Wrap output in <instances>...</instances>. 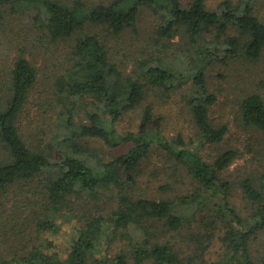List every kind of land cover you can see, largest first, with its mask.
<instances>
[{
	"label": "trees",
	"instance_id": "1",
	"mask_svg": "<svg viewBox=\"0 0 264 264\" xmlns=\"http://www.w3.org/2000/svg\"><path fill=\"white\" fill-rule=\"evenodd\" d=\"M209 1L0 0V264H264L250 248L264 233V172L241 179V213L224 177L237 152L220 151L211 163L201 157L227 133L210 117L217 96L209 71L262 61L264 0H222L210 8ZM143 9L154 17L151 47L125 72L108 39L134 30ZM60 44L68 64L46 83L31 56ZM39 83H50V99L38 103ZM178 90L195 130L188 143L166 138L164 119L145 102L150 93ZM29 104L36 108L25 124ZM236 106L242 127L264 133L260 93L244 94ZM136 109V129L118 131ZM85 140L129 147L106 160ZM154 148L198 191L143 194L134 173ZM203 210L210 213L205 219L198 217ZM184 228L193 245L181 251L173 234ZM215 237L222 251L208 262Z\"/></svg>",
	"mask_w": 264,
	"mask_h": 264
},
{
	"label": "rangeland",
	"instance_id": "2",
	"mask_svg": "<svg viewBox=\"0 0 264 264\" xmlns=\"http://www.w3.org/2000/svg\"><path fill=\"white\" fill-rule=\"evenodd\" d=\"M188 1V0H183ZM222 0H210L208 7H214ZM237 1V0H235ZM233 1V2H235ZM214 5V6H213ZM154 17L149 11L143 9L138 16L135 29L123 36L109 38L110 53L113 59L122 70L130 72L137 60L141 59L149 51L151 44L149 35L154 26ZM102 35L105 31L98 30ZM180 37L176 41L180 42ZM52 46V53L45 48H40L39 55H32L35 66L38 68V76L47 83V79L55 76L67 63L68 48L65 44ZM264 55V51H263ZM229 65L216 64L211 67L208 79L211 91L217 96L215 105L211 108L210 117L216 124L224 125L227 133L221 144L213 147H204L201 150V157L204 161L211 163L217 153L225 149H233L237 152V158L225 173V179L231 182L232 204L241 213L245 212L244 203L240 195L239 183L241 179L250 174L254 177L264 172V133L251 128L242 127L237 118V99L252 91L258 92L264 99V57L260 63L245 65L244 63H234ZM53 79V78H52ZM50 85V83H48ZM48 84H41L34 92L38 103L43 99H50ZM158 97L154 93L146 96V103H153L154 112L164 119L163 133L168 139L181 136L188 143L194 138L195 130L189 116L188 107L184 100L185 91L178 90L170 96ZM160 96V97H159ZM37 103V104H38ZM36 105L27 106L25 124L32 117ZM43 109L39 110L42 114ZM139 109L126 114L117 124L120 132L134 131L138 124ZM29 124V123H28ZM45 128V122L40 123V127ZM53 126V125H52ZM39 127V128H40ZM46 129V128H45ZM46 138V137H45ZM97 151L106 160L124 153L129 146L118 149H109L99 140H85L84 145ZM156 147V146H155ZM176 169V171H175ZM140 190L143 194L158 198L159 196H169L171 198L178 195H191L198 191L193 181L182 170H178L173 160L170 159L160 148H154L147 157L140 163L134 173ZM158 196H157V195ZM198 217L207 218V211L203 210ZM198 224H199V219ZM217 233V231H214ZM191 232L184 228L179 234L174 233V242L182 251L189 243ZM221 234H219L220 236ZM217 236V235H216ZM216 238V237H215ZM221 243L216 238L209 245L208 262L215 261L221 254ZM256 260H264V233L250 246Z\"/></svg>",
	"mask_w": 264,
	"mask_h": 264
}]
</instances>
